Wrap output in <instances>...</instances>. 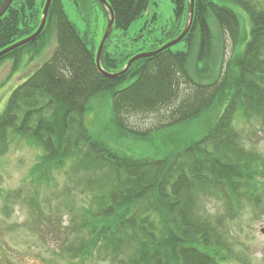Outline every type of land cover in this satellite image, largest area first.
I'll use <instances>...</instances> for the list:
<instances>
[{
	"label": "trees",
	"instance_id": "1",
	"mask_svg": "<svg viewBox=\"0 0 264 264\" xmlns=\"http://www.w3.org/2000/svg\"><path fill=\"white\" fill-rule=\"evenodd\" d=\"M106 1L115 16L113 30L124 31L151 3ZM171 1L172 23L163 27V38L155 39L159 44L154 50L179 37L187 26L190 0ZM76 2L79 7L100 8L109 22L110 14L100 0ZM45 3L13 0L0 17V51L39 28ZM232 3L248 13L249 29ZM53 19L56 50L13 90L0 115V154L9 135L18 136L41 150L34 168L37 175L44 168L71 169L86 174L81 180L89 188L96 186L94 207L78 214L73 224L78 244L70 236L60 241L71 263L219 264L217 259L222 261L224 255L221 233L202 217L197 199L218 195L233 212L238 197L251 202L253 192L259 190L254 180L259 156L239 143L235 115L264 119V7L251 0H195L192 26L183 39L186 51L171 47L133 62L125 73L111 78L98 70V49L89 46L87 35L81 36L62 1L52 0L42 34L1 57L0 64L43 41ZM225 35L232 42L226 62ZM108 40L101 60L108 72L121 71L140 53L120 47L109 52ZM192 62L202 81L193 78ZM101 93L111 96L113 121L119 127L129 113L166 110L167 121L153 129L158 130L190 122L207 110L224 109L200 139L184 148L162 158L134 157L91 134L86 124L89 102Z\"/></svg>",
	"mask_w": 264,
	"mask_h": 264
},
{
	"label": "rangeland",
	"instance_id": "2",
	"mask_svg": "<svg viewBox=\"0 0 264 264\" xmlns=\"http://www.w3.org/2000/svg\"><path fill=\"white\" fill-rule=\"evenodd\" d=\"M61 1L81 36L87 35L89 46L98 49L108 26L106 14L91 5L88 8L79 7L77 0ZM78 1L82 4V0ZM251 2L264 7V0ZM231 5L241 15L242 25L249 29L248 13L238 4ZM173 17L171 0H151L148 10L128 30L115 28L112 31L106 49L114 52L120 47L121 51L152 52L154 44H159L155 39L163 38L162 29L171 25ZM224 40L226 62L231 55L232 42L227 35ZM56 47L57 32L53 19V25L43 41L25 47L19 57H9L0 64V115L13 90L46 62ZM172 49L186 51V42H180ZM191 71L194 79L203 80L196 74L200 71L194 62ZM183 91L186 92L185 87ZM218 108L207 110L182 125L158 130L153 129L167 121L164 118L169 115L166 110L125 114L124 126L136 134L132 135L124 126L114 123L112 98L107 93H101L89 102L86 124L95 138L118 152L134 157L162 158L200 139L216 123L224 106L220 110ZM235 129L239 134V143L259 156L260 164H257L254 174L259 190L253 192L251 202L238 197V205L233 212L218 195L199 196L197 206L202 217L221 233V252L224 255L222 261L217 259L219 264H264V119L255 116L244 118L238 112ZM149 130H153L149 135L137 136ZM9 136L4 153L0 154V264H72L70 253L60 241L69 236L72 241L77 238L73 224L79 220L78 214L94 207L96 186L89 188L81 180V176L86 174H75L69 171L71 169L44 168L37 175L34 168L39 162L40 148L18 136ZM257 198L260 200L253 202ZM73 243L78 244L77 241ZM98 262L91 260L85 264H110Z\"/></svg>",
	"mask_w": 264,
	"mask_h": 264
},
{
	"label": "water",
	"instance_id": "3",
	"mask_svg": "<svg viewBox=\"0 0 264 264\" xmlns=\"http://www.w3.org/2000/svg\"><path fill=\"white\" fill-rule=\"evenodd\" d=\"M12 2H13V0H4V2L2 3V5L0 7V17L6 13V11L8 10V8ZM100 2L107 8L110 15H109V22H108L107 30L105 32V36H104L103 40L101 41L100 46L98 48L96 64H97L98 70L103 75H105L107 77H111V78L117 77V76L125 73L129 69V67L132 65L133 62H135L139 59H142V58L155 56L158 53H160L166 49H169V48L175 46L176 44L180 43L181 41H183V39L186 37V35L188 34V32L191 29L192 22H193V16H194V9H195V0H190L189 20H188V23H187L185 30L182 32V34L178 38L167 42L161 48L154 50L152 52L137 54L136 56L132 57L128 61L126 66L121 71H119L117 73H111V72H108L107 70H105L103 68L101 60H102V51H103L104 45H105L106 41L108 40V38H109V36L113 30V27H114L115 16H114V12L112 10L111 5L106 0H100ZM51 4H52V0H46L39 28L32 35L16 42L15 44H12L11 46H9L3 50H1L0 51V58L5 56L6 54H8L9 52H11L13 50H16V49H18L24 45L29 44L30 42L35 41L42 34V32L44 31L45 26H46L48 13H49V9H50Z\"/></svg>",
	"mask_w": 264,
	"mask_h": 264
}]
</instances>
